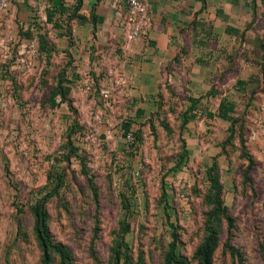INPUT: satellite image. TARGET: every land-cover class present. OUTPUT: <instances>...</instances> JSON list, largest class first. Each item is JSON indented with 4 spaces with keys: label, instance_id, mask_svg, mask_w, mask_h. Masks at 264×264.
Listing matches in <instances>:
<instances>
[{
    "label": "rangeland",
    "instance_id": "rangeland-1",
    "mask_svg": "<svg viewBox=\"0 0 264 264\" xmlns=\"http://www.w3.org/2000/svg\"><path fill=\"white\" fill-rule=\"evenodd\" d=\"M16 3L0 10V264H40L38 203L63 264H164L172 245L199 264L208 227L210 264H264V29L221 40L210 92L180 52L178 78L135 97L126 22L99 42L74 31L76 5ZM224 98L232 121L207 117Z\"/></svg>",
    "mask_w": 264,
    "mask_h": 264
},
{
    "label": "crops",
    "instance_id": "crops-1",
    "mask_svg": "<svg viewBox=\"0 0 264 264\" xmlns=\"http://www.w3.org/2000/svg\"><path fill=\"white\" fill-rule=\"evenodd\" d=\"M26 1L29 0H17L16 6L19 4V8L14 5L17 15L26 12L22 7ZM37 1H43L50 7L54 0ZM111 1L60 0L68 10L79 3L76 9L79 20L74 24V31L77 34L82 31L89 33V37L96 36L99 42L118 37L126 29L123 18L127 10L125 5L115 10ZM144 1L148 8L146 34L123 42L125 56L128 57L126 64L129 63L126 65V79L134 82L130 94L135 97H152L157 83L168 77L178 78L180 72H175L168 65L180 56V52H183L180 60L188 71L189 83L210 92L208 82L213 66L218 65L221 40L234 34L253 35L255 30L259 32V29H264V0ZM65 13L59 14L60 17ZM263 33L261 40H264ZM139 82L146 84L141 88Z\"/></svg>",
    "mask_w": 264,
    "mask_h": 264
},
{
    "label": "trees",
    "instance_id": "trees-1",
    "mask_svg": "<svg viewBox=\"0 0 264 264\" xmlns=\"http://www.w3.org/2000/svg\"><path fill=\"white\" fill-rule=\"evenodd\" d=\"M79 3L76 5V9H78ZM50 8H53V12H50L48 16L51 18L53 14H64L65 12L68 11L67 6H65L60 0H54L52 2V5ZM98 19L101 20L99 17ZM239 83L241 81L238 80ZM232 103L227 100V99H222L221 102H219V105L217 107L216 113L212 111L206 112L207 117L211 116H216L217 118L225 119L232 121ZM184 119H182V122ZM128 130V124L124 125V133H126ZM232 133V129L230 127L229 129V134ZM247 158L249 157L246 153H244ZM211 186L214 190V205L215 208L212 210V214H215L219 211L220 209V202L218 201V195H217V180L215 177H211ZM32 213H33V218H34V231L36 234V238L38 241V244L40 246V251H41V258H40V264H48L50 255L49 251L54 250L58 256H59V263L63 264L64 261L67 260V256L65 254V250L61 245H52L50 237H49V230L46 225V212L43 210L42 205L40 203L34 205L32 208ZM208 231H210V234L205 238L203 244H202V252L199 253V264H210L209 263V254L212 249V229L211 227L207 228ZM174 251V245L171 246L170 251L168 252L166 258H165V263L164 264H184L183 261L178 260L177 256L173 253Z\"/></svg>",
    "mask_w": 264,
    "mask_h": 264
},
{
    "label": "built area",
    "instance_id": "built-area-1",
    "mask_svg": "<svg viewBox=\"0 0 264 264\" xmlns=\"http://www.w3.org/2000/svg\"><path fill=\"white\" fill-rule=\"evenodd\" d=\"M11 0H0V10H5ZM121 5L126 7V26H127V41L132 38L144 36L148 27V8L147 3L144 0H112L111 6L115 10L121 9ZM126 148L133 141V137L130 132H127L124 136Z\"/></svg>",
    "mask_w": 264,
    "mask_h": 264
}]
</instances>
